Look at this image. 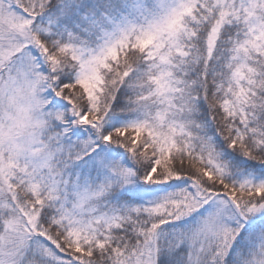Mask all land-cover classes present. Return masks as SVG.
Returning a JSON list of instances; mask_svg holds the SVG:
<instances>
[{
	"label": "snow or ice",
	"instance_id": "obj_1",
	"mask_svg": "<svg viewBox=\"0 0 264 264\" xmlns=\"http://www.w3.org/2000/svg\"><path fill=\"white\" fill-rule=\"evenodd\" d=\"M0 264H264V0H0Z\"/></svg>",
	"mask_w": 264,
	"mask_h": 264
}]
</instances>
